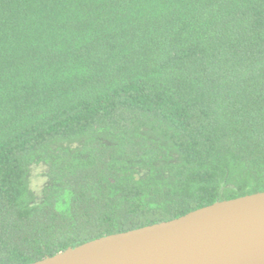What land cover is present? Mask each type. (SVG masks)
<instances>
[{"label": "trees", "instance_id": "trees-1", "mask_svg": "<svg viewBox=\"0 0 264 264\" xmlns=\"http://www.w3.org/2000/svg\"><path fill=\"white\" fill-rule=\"evenodd\" d=\"M264 191V0H0V264Z\"/></svg>", "mask_w": 264, "mask_h": 264}, {"label": "water", "instance_id": "water-1", "mask_svg": "<svg viewBox=\"0 0 264 264\" xmlns=\"http://www.w3.org/2000/svg\"><path fill=\"white\" fill-rule=\"evenodd\" d=\"M30 264H264V191L108 234Z\"/></svg>", "mask_w": 264, "mask_h": 264}]
</instances>
